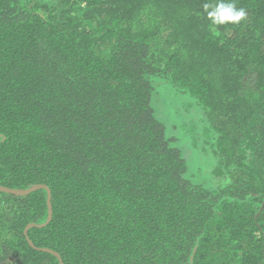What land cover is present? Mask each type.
I'll list each match as a JSON object with an SVG mask.
<instances>
[{"label":"trees","instance_id":"obj_1","mask_svg":"<svg viewBox=\"0 0 264 264\" xmlns=\"http://www.w3.org/2000/svg\"><path fill=\"white\" fill-rule=\"evenodd\" d=\"M205 2L0 0V264H264V0Z\"/></svg>","mask_w":264,"mask_h":264},{"label":"clouds","instance_id":"obj_2","mask_svg":"<svg viewBox=\"0 0 264 264\" xmlns=\"http://www.w3.org/2000/svg\"><path fill=\"white\" fill-rule=\"evenodd\" d=\"M202 8L213 32H217V26L239 25L247 16L244 8L237 7L236 0H206Z\"/></svg>","mask_w":264,"mask_h":264},{"label":"water","instance_id":"obj_3","mask_svg":"<svg viewBox=\"0 0 264 264\" xmlns=\"http://www.w3.org/2000/svg\"><path fill=\"white\" fill-rule=\"evenodd\" d=\"M42 188H45V187L42 186V185H35L32 188L26 189V190H10V189H7V188L0 187V191H6L8 193L20 196V195H26V194H28V193H30L32 191H35V190H38V189H42ZM48 194H50L49 191H48ZM47 205H48V214H49V217H50L51 208H50V204H49V198H48V201H47ZM29 244L32 246L30 241H29ZM43 251L52 253L51 251H48V250H43Z\"/></svg>","mask_w":264,"mask_h":264}]
</instances>
